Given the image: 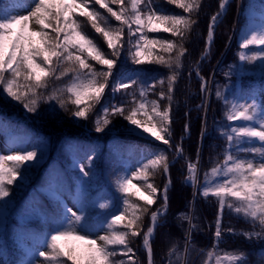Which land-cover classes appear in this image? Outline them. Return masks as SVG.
<instances>
[{
    "label": "snow or ice",
    "instance_id": "snow-or-ice-1",
    "mask_svg": "<svg viewBox=\"0 0 264 264\" xmlns=\"http://www.w3.org/2000/svg\"><path fill=\"white\" fill-rule=\"evenodd\" d=\"M166 2L182 9L183 14L163 10L156 0H8L6 5H0V95L18 102L29 113H37L41 104H49L55 112L58 105L77 120H89L96 106L101 105L93 121L96 133L104 132L113 118L120 117L131 132L158 142H150V147L141 152L130 176V167L115 176L113 186L117 195L103 201L93 196L95 150L84 151L70 145L76 151H84V160L73 162L78 175L75 190L70 193L72 206L56 194L58 207L53 226L44 233L39 248L31 249L21 264H137L136 251L131 246L136 237H141L147 264H154L152 238L167 214L172 185L170 168L179 159L186 161L182 182L196 190L194 195L212 197L218 203L213 247L207 250L208 259L203 264H211L213 257L215 264L224 261L245 264L243 251H226L220 255L224 232L236 234L233 228L222 229L226 208L252 226V231H242L241 235L249 240L264 238V104L258 103L255 97L229 99L217 89L215 95L224 107L223 115L228 122L217 129L225 141L223 159L213 163L201 183L200 147L193 161L184 156L182 142L173 144L172 112L176 84L188 52L185 44L198 24L202 2ZM227 3L228 0H218V11L209 18L200 61L211 52L215 28ZM250 8L254 20L255 4H250ZM111 20L117 23L112 24ZM87 26L102 37L107 52L85 30ZM160 32L171 38L149 36ZM250 46L257 50L249 54L245 50ZM239 49L240 64L229 65L225 76L244 71L245 62L249 65L259 62L264 73V6L260 10V22L250 21V27L242 34ZM125 52L133 65H159L168 70V75L156 79L140 68L114 74ZM200 61L195 73L204 99L197 109L206 106L208 90V80L199 71ZM165 81L166 91L156 92L157 85L163 87ZM109 88L113 95L122 93L119 103H101ZM150 94L157 98L150 99ZM6 123L0 121V129ZM183 130L189 133L190 126L186 123ZM205 133L206 125L202 121L201 143ZM159 144L166 145L167 149ZM6 152L10 154L0 153V215L8 207L11 186L24 180L27 170L40 155L37 145L10 126ZM169 152L175 154L172 160ZM157 174L166 178L162 187L150 182ZM96 208L105 212L90 219L91 210ZM145 216L150 219L147 226ZM194 218L191 210L178 214L177 219L187 220L189 225L184 249L181 251L173 243L168 249L166 264H188L186 256L193 247L191 234L196 228L192 223ZM117 256L127 259H115Z\"/></svg>",
    "mask_w": 264,
    "mask_h": 264
},
{
    "label": "trees",
    "instance_id": "trees-1",
    "mask_svg": "<svg viewBox=\"0 0 264 264\" xmlns=\"http://www.w3.org/2000/svg\"><path fill=\"white\" fill-rule=\"evenodd\" d=\"M248 1L231 0L227 3L225 11L215 28V39L211 52L200 61L207 23L210 16L218 11V0H201L202 7L199 12L198 24L185 44L188 52L183 58V66L180 69L181 75L174 93L172 112L173 144L182 142L184 156L193 161L196 160V151L198 146L200 147L198 176L201 183L203 182L204 173L213 166V163L223 159L221 152L225 141L221 138L217 129L228 122L223 115L224 107L215 95L217 89L229 99L233 97H253L264 91V73L259 68V62L254 65L245 62L243 65L244 71H237L231 77L224 75L228 71L229 65L240 64L237 55L241 51L239 43L242 34L246 33L250 27V21L255 24L260 22V16L255 15V19L252 20L251 16L246 15ZM251 2L261 8L264 6V0H251ZM7 3L8 0H0V5H6ZM156 3L167 12L183 14L182 9L168 4L166 0H156ZM113 7L116 6L113 5ZM100 11L104 13L103 9H100ZM104 14L107 15V13ZM111 23L116 24L117 22L111 20ZM85 30L103 50L108 51L102 37L97 36L90 26H87ZM149 36L171 38L169 34L163 32L149 33ZM256 50L255 46H250L245 51L251 54ZM222 55L223 57L212 77V92L208 97L204 112V107L197 109V105L203 102L199 91L200 81L195 76L197 62L200 61L199 71L201 76L208 80L210 73ZM95 66L98 69L100 68L99 65ZM134 68L143 69L156 79L168 75V70L159 65H133L127 59L126 52L122 54L113 71L114 74H119L122 71H130ZM190 72L191 76H189ZM166 86L167 82L165 81L163 87L157 85L155 91H166ZM122 98V93L113 95L111 88H109L105 92V100L101 103H119ZM149 98L155 99L157 97L150 94ZM51 104L55 105V101H52ZM71 107L69 105V108ZM100 107L101 105L96 106V110L89 120H77L60 109L58 105H55V112L49 104H41L37 113H29L18 102L0 95V121L7 122L6 125L10 126L13 131L29 138L32 144L39 147L40 151L36 162L27 170L24 180L11 186L8 207L0 216V264H21V261L26 259L30 250L33 249V246L29 249L19 246V238L21 236L27 237L31 241V245L37 241L41 242L44 233L53 226V218L45 217L31 210V201L36 193L41 194L47 201L50 212L54 217L58 207L56 175H61L69 193L74 191L78 170L74 168L72 163L80 157H84V151L90 148L95 150V158L92 162L94 168L93 196L98 199V197L104 195L103 201L110 196L117 195L113 186L115 176L123 172L125 168H135L136 162L141 156L140 153H136L127 157L124 152L140 146L150 147L149 140L141 141L125 133H117L116 136L110 138L109 134L112 131L124 128L126 124V121L120 117L113 118L108 128L97 135L93 121L95 115L99 113ZM186 113L187 115H185ZM202 121L206 125V133L201 143L199 137ZM186 123L190 126L189 133H185L183 130ZM7 133H9V130ZM181 137H183L182 141ZM100 140L101 143L96 144V141ZM70 145L78 146L84 151H76ZM103 147L105 148L103 149ZM117 147H121V150H117ZM159 147L167 149L166 145H159ZM174 155L173 152H169V160H172ZM184 174H186V161L179 159L170 168L172 185L169 189L167 214L163 217L162 226L156 230L152 239L154 264H166L169 259L168 249L173 243L183 251L184 237L189 225L187 220L181 221L177 219V216L180 213L189 212L191 208L192 215L195 217L192 223L196 225V228L191 234L193 247L186 256L188 264H203L207 259V250H210L213 245L215 215L218 204L212 197L205 199L196 194L192 206L191 189L182 182ZM165 179L162 174H157L155 177L150 178V182L162 187ZM131 191L135 190L132 189ZM133 200H135V197H133ZM155 207L156 205L153 206V210ZM102 212H105V210L99 208L91 210L90 219H95L97 213ZM148 224L149 217L145 216L144 225L147 226ZM226 228L235 229L236 234L224 232L222 242L219 245L220 253L240 250L246 254L245 264H264V238L257 239L253 237L249 240L241 235L242 231H252V226L246 223L243 218L230 213L227 208L224 210L222 219V229ZM141 241V237H136L131 245L136 251L134 259L137 264H147V254L140 248ZM202 249L204 251H201ZM115 259L126 260L127 258L117 256Z\"/></svg>",
    "mask_w": 264,
    "mask_h": 264
},
{
    "label": "rangeland",
    "instance_id": "rangeland-1",
    "mask_svg": "<svg viewBox=\"0 0 264 264\" xmlns=\"http://www.w3.org/2000/svg\"><path fill=\"white\" fill-rule=\"evenodd\" d=\"M250 4H254V3H252L250 0L247 3V6H246V15H248V16H251V13H252V9L250 8ZM255 6H256V13H255V15L256 16H260L261 7L259 5H257V4H255ZM21 14H27V13L26 12H22ZM222 57H223V55L220 57L219 61L214 66V68H213V70L210 73V76L208 78V90L205 93L206 101H208V97H210V94L212 92L211 87H212V77H213L214 72H215L214 70L217 67V64L221 61ZM192 70L194 71V68ZM195 76H196V73H195ZM253 97H255V99H256V101L258 103L264 104V91H262L260 94H258L256 96H253ZM206 105H207V103H206ZM205 110H206V106L204 107V112H205ZM8 130H9V126L8 125H6L3 129H0V153H3V154H10V153L6 152V146H7V140H8V133H7ZM117 133H125L126 135H130L132 137H136V138H138L141 141L149 140L153 144L158 143V142H155L154 140H152L151 137L141 136L139 134V132H136V133L131 132L129 126H127V122H126L124 128H120L118 130L112 131L109 134L110 135V138L111 137L113 138L114 136H116ZM96 134L98 135V133H96ZM184 137H186V136H184ZM97 139H98V137H97ZM1 143H3L4 146L1 145ZM100 143H101V140L100 141H96V144H100ZM159 145H163V144H159ZM104 148L105 147H103V149ZM144 149H146L145 146L135 147V149H131V150H128V152H124V155L128 157V156H130L132 154L135 155L136 153H140L141 154V152ZM117 150H121V147H117ZM78 160H82L83 161L84 160V157L82 156ZM84 162L87 163V161H84ZM73 165H74V163H73ZM131 170H134V167H130V170L128 172V175L129 176L131 175ZM92 172H94V168L93 167H92ZM56 183L58 184L56 194L59 193L60 196L63 198V202L65 204L69 205V206H72L73 201L70 198V193H69L68 189L65 187V185H64V183L62 181L61 175H58V174L56 175ZM134 183H139V182L134 181ZM187 186L191 189L192 199H195V196L196 195H194L193 193L196 190L191 185H187ZM103 196L104 195H101L98 198H101ZM56 199H57V195H56ZM31 210L34 211L35 213L42 214L45 217L53 218V215L50 212L49 205H48L47 201L39 193H36L34 195V198L31 201ZM149 223H150V219H149ZM98 234H101V233H97V235ZM93 238H95V237L93 236ZM141 242H140V248L142 246V243ZM21 245L23 247H28L30 245V242H29V240L27 238L22 237L21 238ZM39 246H40V241H37V242H35L33 244V248H39ZM211 264H215V257L212 258ZM223 264H228V262L227 261H224Z\"/></svg>",
    "mask_w": 264,
    "mask_h": 264
},
{
    "label": "bare ground",
    "instance_id": "bare-ground-1",
    "mask_svg": "<svg viewBox=\"0 0 264 264\" xmlns=\"http://www.w3.org/2000/svg\"><path fill=\"white\" fill-rule=\"evenodd\" d=\"M1 145H3V146H4V144H3V143H1Z\"/></svg>",
    "mask_w": 264,
    "mask_h": 264
},
{
    "label": "water",
    "instance_id": "water-1",
    "mask_svg": "<svg viewBox=\"0 0 264 264\" xmlns=\"http://www.w3.org/2000/svg\"><path fill=\"white\" fill-rule=\"evenodd\" d=\"M228 1H230V0H228Z\"/></svg>",
    "mask_w": 264,
    "mask_h": 264
}]
</instances>
